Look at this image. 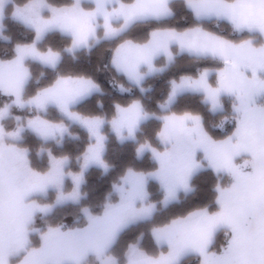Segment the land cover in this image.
Returning <instances> with one entry per match:
<instances>
[{"label": "snow or ice", "instance_id": "snow-or-ice-1", "mask_svg": "<svg viewBox=\"0 0 264 264\" xmlns=\"http://www.w3.org/2000/svg\"><path fill=\"white\" fill-rule=\"evenodd\" d=\"M4 0H0V13ZM197 14H215L226 17L239 31L256 32L264 37V0H244L243 6L230 5L225 0H213L210 6H193ZM129 18L139 11L133 6L121 5L116 10ZM166 12L165 7L157 9ZM16 20L30 27L35 38L31 43L17 44L14 55L0 59V92L14 97V103L23 107L34 104L44 111L55 105L70 119L87 129L89 143L82 155L81 170L65 171L67 156L47 151L48 167L38 170L32 166L28 149L17 143L22 138L23 125L14 130L0 127V264H116L111 248L117 236L128 224L152 215L154 204L145 203L149 178L159 183L165 205L177 199L180 190H191V180L197 171L207 167L217 177L214 185V207H205L187 217L153 226L152 239L162 246L152 254L138 244L129 245L127 264H182L185 257L194 255L198 264H264V40L254 38L239 42L205 34L206 43L192 47L182 34H169L180 46L190 51L211 54L222 61L209 79L206 69L198 77H184L173 82V93L184 88L203 92L204 100L215 111L223 108L222 97H232L234 126L223 138H213L205 130L201 118L190 112H175L163 117L157 133L164 149L150 143L140 145L138 152L148 149L158 162L150 172L128 169L121 183L114 185L118 200L109 198L101 213L83 208L86 218L83 226L65 227L49 224L37 229L34 224L40 215L49 214L54 204L41 203L33 197L57 189L55 203L78 201L84 169L96 164L107 171L103 159L105 135L104 120L98 116L81 115L70 106L91 91V81L82 78L60 77L50 87L41 89L25 101L23 92L30 72L26 60L55 67L60 54L51 48L37 46L45 33L60 29L72 33L73 48L87 44L91 25L89 14L73 10L56 9L47 0H24L14 7ZM168 51L167 42L156 41L145 45L129 42L121 45L113 57L117 69L137 78L138 64L148 63L152 56ZM135 58V59H134ZM9 115V106L0 108V120ZM138 103L116 108L110 120L112 131L118 138L134 137L142 117ZM43 140L63 137L67 128L63 123L50 121L40 115L27 125ZM223 127V123L221 124ZM186 142L183 153L177 145ZM42 151H44L42 149ZM197 152L203 154L197 159ZM65 176L72 187L65 192ZM226 239L217 245L220 234ZM37 238L38 243L33 238Z\"/></svg>", "mask_w": 264, "mask_h": 264}, {"label": "clouds", "instance_id": "clouds-1", "mask_svg": "<svg viewBox=\"0 0 264 264\" xmlns=\"http://www.w3.org/2000/svg\"><path fill=\"white\" fill-rule=\"evenodd\" d=\"M227 4L243 6L244 0H225ZM47 3L56 9L75 10L89 14L87 22L91 25V31L88 35L87 44H81L79 47L73 48V36L71 32L61 31L60 29H52L37 41V46L42 49L51 48L53 51L60 54L59 61L55 67L41 64L37 61L26 60L25 64L29 68L30 76L25 84L23 98L25 101L30 97L35 96L41 89L50 87L60 77L82 78L86 81H91L93 87L90 92L81 96L75 104L70 106V110L78 112L81 115L98 116L104 120L102 132L104 133L105 148L103 159L108 164V169L105 171L102 167L96 164L89 165L84 169V178L80 185V198L78 201L66 200L62 203H55L57 197V189H54L56 196L54 200H50L48 190L43 193H37L33 198L41 203L54 204L52 211L46 215H40V223L34 224L37 229H45L49 224L63 225L69 227L65 223L66 220L72 222L71 227H76L86 223V218L82 212L83 208H100L101 213L104 209L106 201L113 195H118L114 190V185L121 183V177L128 169L137 168L138 171L150 172L158 167V162L153 158L152 153L148 149L138 152L140 145L150 143L158 150H163L165 145L161 144L157 133L163 125V117L175 112L183 114L190 112L200 116L201 122L210 136L213 138H223L230 134V128L234 126L232 119L234 113L232 111V97H222L223 108L213 111L210 105L204 100L203 92L184 88L176 91L170 102V96L173 93V82L177 84L184 77H198L206 69L209 72V79L215 76V70L222 66V61L218 57H213L211 54H200L196 51H190L189 47H181L175 40L169 39V34H182L185 41L192 47H198L206 43L205 34L219 36L224 39L239 42L243 39L254 38L264 40L259 33L249 32L247 30L239 31L234 28L232 23L224 16L215 14H197L193 6H210L213 0H47ZM16 0H4L3 11L0 13V59H7L14 55L17 44H22V40H29L31 43L34 36V31L26 26L21 28L13 23L11 19H15L12 15L13 11L8 8L9 5H15ZM121 5L133 6L139 11L137 14L126 18L120 14L118 9ZM165 7L166 12H158L157 9ZM183 9L184 13L191 16L189 23L188 15L180 13ZM11 17V19H6ZM226 26V27H225ZM146 29V32L141 36H133L131 33L136 29ZM58 36L61 43L59 46L50 41V37ZM156 41L158 43L167 42L168 51L171 56L161 51L152 56L151 67L148 63L140 62L138 64V77L131 78L126 72L117 69L113 64V57L116 50L121 45H126L129 42L135 45H145ZM99 49V62L96 63L94 72L84 70H76V68H64L65 60L72 65H79L82 58L85 61L91 62L93 53ZM104 53H108L107 60L104 59ZM135 59V58H134ZM34 66H36L34 68ZM182 68H192L194 71H180ZM169 73H174L169 75ZM98 77H103V80ZM167 77V79H165ZM34 90L29 93V88ZM184 97H194L198 107L184 106L178 108L180 100ZM95 98V106L99 109L98 113H86L80 110V105ZM111 105V112L105 108V100ZM133 103H138L142 109V117L136 128L134 137H128L125 130L124 139L118 138L112 131L110 120L116 115V108L128 107ZM9 106V115L0 120V127L6 130H14L17 125H23L22 138L18 141H10L19 144L28 149L29 158L32 166L34 161L44 163L45 170L48 167L46 157L47 151H51L57 156H67L68 162L65 166V171L72 170L79 172L82 163V155L90 140L87 129L79 124L78 121L70 119L67 115L61 112L55 105L49 104L44 111H38L34 104L25 103L23 107H18L14 103V97L5 95L0 92V108ZM55 110L58 119L50 118L51 111ZM40 115L50 121L63 123L67 132L63 137H57L55 140H43L40 136L34 133L27 125L28 121L35 116ZM155 122L158 127L152 130L151 135L146 130V126ZM223 123V127L221 124ZM79 129L87 134V143L83 150H80V144L84 138L81 136ZM107 129V131H105ZM31 136L35 139L34 145L27 143V138ZM115 137L119 147L114 148L109 155L108 144L111 138ZM186 142L181 141L177 145V152L183 153ZM42 149L44 151H42ZM203 154L197 152V159H202ZM151 167H137L144 165L145 162ZM95 168L100 170L99 174L92 181L86 178L89 169ZM206 173H211L214 178V183L210 185L209 190L212 193V198L201 204L196 203L192 207L178 212L174 215H169L163 222H156V217L168 213L170 209L184 205L185 203L196 200L204 191L202 184L198 182V178ZM115 174V175H113ZM111 177V179H109ZM65 176V181L69 180ZM154 181L149 178L147 185L148 196L145 203L155 205V208L150 217L138 220L128 224L117 236L116 242L113 244V249L122 235L133 229H139L134 239L127 242L124 249L123 264H127V250L129 245L138 244L143 246L145 239H150L155 247V251H150L152 254H157L162 246H157L152 239L151 230L153 226L170 223L175 219L187 217L190 213L201 208L211 209L214 205V185L217 182L216 175L207 167L194 173L191 180V190L185 192L180 190L177 193V199L165 205L163 201V190L159 185L157 188L158 198H153V193L149 190ZM64 191L67 192L64 187ZM103 197V199H100ZM71 203V208L67 209V205ZM67 209V210H66ZM93 212V211H92ZM58 217V218H57ZM223 241L226 239L224 235ZM112 253V252H111ZM116 258V264H121V258L112 253ZM194 255H189L184 258L185 261H196Z\"/></svg>", "mask_w": 264, "mask_h": 264}, {"label": "trees", "instance_id": "trees-1", "mask_svg": "<svg viewBox=\"0 0 264 264\" xmlns=\"http://www.w3.org/2000/svg\"><path fill=\"white\" fill-rule=\"evenodd\" d=\"M180 13L188 15L189 23L191 22L190 14L184 13L183 9H180ZM6 19H11V17H7ZM11 23H13V24H15V25H17V26H19L21 28L25 27L23 24H21V22L17 21L16 19H11ZM144 32H146V29L139 28V29L134 30L131 34L133 36H141V35H143ZM50 41L53 44L57 45V46H59V44L61 43V41H60L58 36L50 37ZM21 42L26 43V42H30V41L29 40H22ZM99 54H100V50L97 49L93 53L90 63L85 61L84 58H82L81 63L79 65H72L70 63V61H68L67 58H66L65 64L63 65V67L64 68H73L74 67V68H76V70H84V71H87V72H94L95 65H96V63L99 62ZM108 55H109L108 53H104L105 61L107 60ZM35 67L36 66H34V68ZM180 71H194V69H192V68H182V69H180ZM172 74H174V73H169V75H172ZM98 78L103 80V77H98ZM165 79H167V77H165ZM33 90L34 89L30 87L29 88V93H31ZM184 106L198 107V105L196 104V99L194 97H184V98H182L180 100L179 104L177 105V107L178 108H182ZM105 108L109 112H111V110H112L111 109V105L108 103L107 99L105 100ZM80 110L84 111L86 113H92V114L98 113L99 109H97L96 106H95V98H93V100L87 102L86 104L80 105ZM56 117H58V116L56 115ZM156 127H158V124L153 122V123H150V124H148L146 126V130L151 135L152 130L154 128H156ZM76 130L80 131L81 132V136L84 138V136H83L84 132L79 130V129H76ZM84 140L80 144V150H83V148L85 146L84 145ZM27 143L34 145L36 143V141H35V139L33 137L29 136L27 138ZM107 147H108L109 155L111 154V152H112V150L114 148L119 147V145H117V143H116L115 137L111 138V142L108 144ZM34 165L35 166H40L41 168H43V167L45 168L47 166L46 161L44 163H38V162L34 161ZM137 167H151V165H149L147 163V161H146L144 165H142V166L138 165ZM133 170H139V169L133 168ZM99 171L100 170L95 169V168L89 169V173L86 174V178L89 181L94 180L96 178V176L99 174ZM113 175H115V174H113ZM109 179H111V177ZM198 182L202 184V187H203L204 191L201 193V195L196 200H192V201H189V202L185 203L184 205H181V206H178V207H174V208L170 209L168 213H165L163 215L157 216L156 217V222H163V221H165L167 219V217L169 215H174V214H176L178 212H183L184 210L192 207L196 203L203 204V203L207 202L209 199H211L212 198V193L209 190V188H210V185L212 183H214V178L212 177V174L211 173L204 174L203 176L198 178ZM150 184H151V186H150L149 190L154 194L153 198H158L157 188H159V186H158L157 182L151 181ZM100 199H103V197H100ZM213 207H214V205H213ZM70 208H71V204L70 205L68 204L67 205V209H70ZM92 210L94 211V213H99L101 209L100 208H93ZM37 220H40V218H38ZM65 223L68 224L69 227L72 226V222L70 220H66ZM83 225L84 224H81L79 226H83ZM137 231H138V229H133L132 230V235H134V233L137 232ZM221 237L222 236L220 234L218 239H221ZM221 243H223V239H222ZM219 244L220 243L217 242V245H219ZM197 263H198V259L196 261H185V264H197Z\"/></svg>", "mask_w": 264, "mask_h": 264}, {"label": "rangeland", "instance_id": "rangeland-1", "mask_svg": "<svg viewBox=\"0 0 264 264\" xmlns=\"http://www.w3.org/2000/svg\"><path fill=\"white\" fill-rule=\"evenodd\" d=\"M24 2V0H16V4L15 5H9L8 6V8L9 9H11L12 11L14 10V7L16 6V5H19V4H22ZM18 21V20H17ZM21 24H23V23H21ZM24 25V24H23ZM25 26V25H24ZM26 43H28V42H26ZM223 102V101H222ZM51 111V115H50V118H52V119H58L59 117H56V115H57V113L55 112V110H50ZM105 131H107V129L105 130ZM84 145L87 143V134L84 132ZM82 151V150H81ZM35 166V165H34ZM35 167H37V169L38 170H40L39 168H41L40 166H35ZM44 168V167H43ZM42 169V168H41ZM135 171H138V170H135ZM155 181V180H154ZM155 182H157V181H155ZM157 184H158V186H159V183L157 182ZM71 187H72V184H71V180L69 179V180H66L65 181V188H66V190H70L71 189ZM48 196H49V199L50 200H54L55 199V196H56V193H55V190L54 189H49L48 190ZM111 199L113 200V201H116V200H118V195H113L112 197H111ZM71 203L69 202V205H70ZM93 211V210H92ZM101 211V210H100ZM94 212V211H93ZM39 218V217H38ZM41 221L40 220H36V223H40ZM138 231H139V229H138ZM137 231V232H138ZM137 232H135L134 233V235H132V230L131 231H129V232H126L124 235H122L121 236V238H120V240H119V243H117L116 244V246L113 248V249H111V252L112 253H114V254H116L117 256H119L120 258H121V264H123V256H122V253H123V251H124V249L126 248V246H127V242L129 241V240H132V239H134V237L136 236V234H137ZM223 234L221 233V236H222ZM34 239V242L35 243H38V240H37V238H33ZM222 239H223V236L221 237V239H218L217 240V242L218 243H221V241H222ZM143 247H145L148 251H155V247H154V245H153V243H152V241L150 240V239H145V241H144V244H143ZM89 264H96V261L94 260V258H92V257H90L89 258ZM198 264V263H197Z\"/></svg>", "mask_w": 264, "mask_h": 264}]
</instances>
